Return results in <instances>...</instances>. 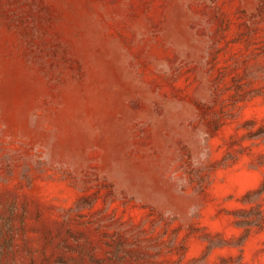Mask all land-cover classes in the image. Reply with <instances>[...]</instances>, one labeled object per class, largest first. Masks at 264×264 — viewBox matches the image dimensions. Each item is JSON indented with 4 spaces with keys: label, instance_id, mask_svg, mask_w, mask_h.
Returning <instances> with one entry per match:
<instances>
[{
    "label": "rangeland",
    "instance_id": "374dc122",
    "mask_svg": "<svg viewBox=\"0 0 264 264\" xmlns=\"http://www.w3.org/2000/svg\"><path fill=\"white\" fill-rule=\"evenodd\" d=\"M263 64L264 0H0V264H264Z\"/></svg>",
    "mask_w": 264,
    "mask_h": 264
},
{
    "label": "trees",
    "instance_id": "16d2710c",
    "mask_svg": "<svg viewBox=\"0 0 264 264\" xmlns=\"http://www.w3.org/2000/svg\"><path fill=\"white\" fill-rule=\"evenodd\" d=\"M248 75L251 77H257V78H262L264 79V64L261 65L258 69L255 70H249ZM264 191V184H262L260 187L246 193L242 198V202L244 203H250L253 200H257L259 199V197L262 195ZM254 194V196H253ZM256 212L252 213L251 211H248L246 209H243V211L247 212L245 214H238L237 212H234V214L236 215V218L234 220V222L239 225V226H243L246 228L247 231H249L253 226L256 225H260L264 219V214L262 209L259 207V205H257ZM212 240H209V244L208 247L213 246V242H211Z\"/></svg>",
    "mask_w": 264,
    "mask_h": 264
}]
</instances>
